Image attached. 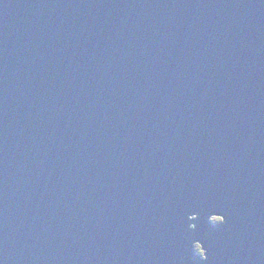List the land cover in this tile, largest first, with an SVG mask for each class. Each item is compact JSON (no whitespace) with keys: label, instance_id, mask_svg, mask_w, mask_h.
I'll return each instance as SVG.
<instances>
[{"label":"water","instance_id":"water-1","mask_svg":"<svg viewBox=\"0 0 264 264\" xmlns=\"http://www.w3.org/2000/svg\"><path fill=\"white\" fill-rule=\"evenodd\" d=\"M0 264H264V0H0Z\"/></svg>","mask_w":264,"mask_h":264},{"label":"rangeland","instance_id":"rangeland-1","mask_svg":"<svg viewBox=\"0 0 264 264\" xmlns=\"http://www.w3.org/2000/svg\"><path fill=\"white\" fill-rule=\"evenodd\" d=\"M197 251H198V253H200V254H202V253L204 254L203 250L201 249V246H198V247H197Z\"/></svg>","mask_w":264,"mask_h":264},{"label":"clouds","instance_id":"clouds-1","mask_svg":"<svg viewBox=\"0 0 264 264\" xmlns=\"http://www.w3.org/2000/svg\"><path fill=\"white\" fill-rule=\"evenodd\" d=\"M214 221L217 222V221H221V220H219L217 217L214 216ZM201 249H202V247H201ZM202 250H203V249H202ZM203 252H204V250H203ZM202 255H203V253H202Z\"/></svg>","mask_w":264,"mask_h":264}]
</instances>
